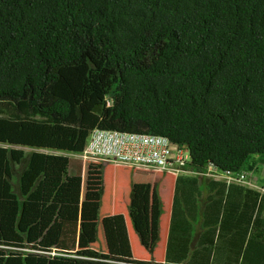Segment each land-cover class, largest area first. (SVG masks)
<instances>
[{
	"label": "trees",
	"instance_id": "trees-1",
	"mask_svg": "<svg viewBox=\"0 0 264 264\" xmlns=\"http://www.w3.org/2000/svg\"><path fill=\"white\" fill-rule=\"evenodd\" d=\"M94 129L165 137L196 175L264 164V0H0V222L6 204L16 224L38 207L35 242L0 239V264H161L132 260L122 215L99 221L105 258L76 252L86 182L68 155ZM196 179L176 177L187 210ZM218 186L260 199L253 216L222 211L256 255L226 251L219 231L194 243L173 201L163 264H264V196Z\"/></svg>",
	"mask_w": 264,
	"mask_h": 264
},
{
	"label": "crops",
	"instance_id": "crops-1",
	"mask_svg": "<svg viewBox=\"0 0 264 264\" xmlns=\"http://www.w3.org/2000/svg\"><path fill=\"white\" fill-rule=\"evenodd\" d=\"M264 166V164H258L256 166V169L249 173V178L251 174L257 172L258 166ZM127 169V170H126ZM121 171H128V168ZM131 171H134L136 173H139L141 169H129ZM146 172V171H144ZM156 175V174H155ZM153 175L152 177H154ZM163 175V174H162ZM160 175H157L158 178L162 181H158L156 183V188L153 189V196L155 197L154 207L152 208L151 215L153 219L149 221L150 225V232L148 235L146 232L147 230L143 229L145 233V237L142 238L139 234V237L135 235L137 232H143L141 228L146 227L147 222H144L148 220L149 214L146 215L141 213V217L139 218V214L135 216H132L131 218L129 211L134 203H132L133 199H135V193L133 190V184L129 183L127 185V188L125 189V194L121 195L122 197L126 196V198L121 199L125 202V209L118 210L120 208L117 205V189H116V196H115V202L113 204V214L112 215H122L124 218L127 238L129 242L130 252H131V258L132 260L136 261H149L150 259H154V262L163 264L167 257V252L169 255V246L168 245V238H169V227H170V219L172 216V205L173 201L175 202V205H178V209H176V212L178 214H182V216H185V221L190 226V240L196 243L197 241H202L205 238H208L209 234H211V237L215 240L218 231L220 233V239L224 241L225 243V250L231 252L235 247L241 251L240 257L241 259L244 257H253L256 255L257 247L259 243H256L254 241L248 240V235L243 234V232H238L235 229H231V226L239 228V226L244 224V221L242 218L233 217V218H224L222 211L224 209V206H230L229 204H233L235 206H239V210H244L245 213L249 215H254L256 212V208L259 206L260 199H256L252 195H244L243 193L240 196H234L230 197V192L227 193V190H222L218 186L219 182H222V180H215L212 178H207L205 176L196 175L194 173L189 174H182L183 177H196V182L190 181L191 184L194 186V193L193 195H189V202H188V210H187V204H186V198L187 194L184 192L183 188L187 185V181L180 180V185L176 187V178L173 177H164ZM138 174H136V177ZM130 178L133 179V176L130 175ZM264 184V180L261 182V185ZM129 187V188H128ZM115 188V187H114ZM156 191V193L154 192ZM113 195H115L113 191ZM228 195V197H226ZM166 196V198H165ZM186 197V198H185ZM230 197V198H229ZM85 200V195H84ZM83 201L82 198V186H81V197H80V206H79V228L78 230L81 231V202ZM159 201L161 202V205L159 204ZM157 202V203H156ZM121 204V202H120ZM158 205V207H157ZM161 208V212H160ZM144 208H142L143 210ZM125 210V211H124ZM154 210V211H153ZM112 211L107 212L109 215L112 213ZM119 211V212H118ZM120 211H124L125 213H121ZM262 214L264 216V210L262 211ZM109 215V216H112ZM128 216V218H127ZM105 217V216H103ZM102 218V217H101ZM100 218V219H101ZM130 218V221L128 220ZM139 218V219H138ZM141 220V221H140ZM82 221H83V215H82ZM133 221L135 222V226H139L140 229H136L137 231H133ZM132 224H131V223ZM223 222L225 229L223 230V225L221 224ZM131 227L133 229H131ZM212 227V228H210ZM131 230L133 232V236L136 238V242L145 247L146 253H141L139 255H135V252L133 250V240L131 239ZM79 235V236H78ZM77 237L80 240V232L77 233ZM104 239V238H103ZM241 241V246L239 247V243ZM79 244L76 247V252H78ZM87 247V246H84ZM89 249H94L92 246H88ZM97 250H100L98 248ZM103 256H107V250L105 248V244H102L101 252H98ZM87 255V254H85ZM226 253L222 254V256H225ZM241 259H239V264L241 262Z\"/></svg>",
	"mask_w": 264,
	"mask_h": 264
},
{
	"label": "rangeland",
	"instance_id": "rangeland-1",
	"mask_svg": "<svg viewBox=\"0 0 264 264\" xmlns=\"http://www.w3.org/2000/svg\"><path fill=\"white\" fill-rule=\"evenodd\" d=\"M70 158H76L75 155H68ZM77 159V158H76ZM82 161V160H81ZM126 168H117L109 164L101 163V162H94V161H83L82 162V182L85 179L86 182V190H85V201H84V209H83V221L81 231L78 230V234L80 232V240L77 237V245L78 253L79 254H87L90 257H99L105 258L106 256L101 255L98 252H101L102 244L104 242V235L100 225V218L103 216L112 215L114 212L112 211L115 202L116 196V189H117V205L120 207L118 210L125 209V201L121 199H125L126 196L122 197L121 195L125 194V189L127 185L130 186L129 183L133 184V190L135 193V199H133L131 209L128 210L131 218L133 219V215L135 216L139 214V218L141 217V213L146 215L149 214L148 220L144 221L147 222L146 227H142L143 229L147 230V234L150 232V225L149 221L153 219L151 215L152 208L154 207L155 197L153 196V189L156 188L157 180L160 182V178L157 175L160 173H156L154 171L141 169L139 173L131 171H121L125 170ZM257 172L251 174L250 181L251 183L255 184L256 187H261V182L264 180V166L259 165L257 168ZM127 170V169H126ZM146 171V172H144ZM136 174L138 176L136 177ZM156 174V175H155ZM130 175L133 176V179L130 178ZM155 175L154 177H152ZM162 175V174H161ZM164 176V174L162 175ZM168 175H165L166 177ZM170 177V176H168ZM171 178V177H170ZM162 182V181H161ZM115 187V188H114ZM129 188V187H128ZM113 191L115 195H113ZM156 193V191H154ZM166 198V196H165ZM121 202V204H120ZM162 201H159L161 205ZM157 203V202H156ZM14 206H13V205ZM6 204V208H3V218L6 215L7 221L0 222V239L6 242H17V243H33L36 240V230H37V215H38V207L33 204L25 203L22 205L21 208V216L19 222H15L13 216H8V210L16 211L18 205L16 203ZM5 206V207H6ZM15 207V210H13ZM158 207V205H157ZM142 208H144L142 210ZM126 210V209H125ZM124 210V211H125ZM112 211L109 215L107 212ZM120 211L122 214L126 212ZM154 211V210H153ZM80 212V211H79ZM119 212V211H118ZM161 212V208H160ZM13 215V214H12ZM128 218V216H127ZM138 218V219H139ZM130 221V218L128 219ZM141 221V220H140ZM131 223V222H130ZM132 224V223H131ZM135 222L133 221V231H137L136 229H140V227L135 226ZM79 226V223H78ZM79 228V227H78ZM144 238L146 235L143 232L135 233L136 236L139 235ZM79 236V235H78ZM131 239L133 240V250L135 255H139L141 253H146L145 247L143 245L136 242V238L133 236V232L131 230ZM87 246V247H84ZM88 246H92L94 249H89ZM100 248V250H97ZM136 261V260H135ZM142 262H154V259H150L149 261H142Z\"/></svg>",
	"mask_w": 264,
	"mask_h": 264
},
{
	"label": "built area",
	"instance_id": "built-area-1",
	"mask_svg": "<svg viewBox=\"0 0 264 264\" xmlns=\"http://www.w3.org/2000/svg\"><path fill=\"white\" fill-rule=\"evenodd\" d=\"M92 131H97V138H90L89 133L82 152L76 155L79 160L101 162L114 167L128 165L129 168L154 172L156 168H165L166 175L173 178L191 173L186 169L189 162L186 149L165 137L150 134L115 135L112 131L100 129ZM204 176L227 184L243 185L264 196V184L256 187L251 183L249 173L221 174L208 171Z\"/></svg>",
	"mask_w": 264,
	"mask_h": 264
},
{
	"label": "bare ground",
	"instance_id": "bare-ground-1",
	"mask_svg": "<svg viewBox=\"0 0 264 264\" xmlns=\"http://www.w3.org/2000/svg\"><path fill=\"white\" fill-rule=\"evenodd\" d=\"M112 132L115 135L135 134V133H124V132H116V131H112ZM90 138H97V131H91L90 132ZM82 161H90V160H82ZM117 166H125V167H128V165H117ZM138 169H143V168H138ZM155 171L156 172L166 173L165 168H156Z\"/></svg>",
	"mask_w": 264,
	"mask_h": 264
},
{
	"label": "clouds",
	"instance_id": "clouds-1",
	"mask_svg": "<svg viewBox=\"0 0 264 264\" xmlns=\"http://www.w3.org/2000/svg\"><path fill=\"white\" fill-rule=\"evenodd\" d=\"M76 156V155H75Z\"/></svg>",
	"mask_w": 264,
	"mask_h": 264
}]
</instances>
